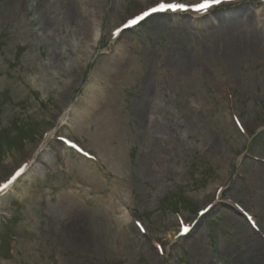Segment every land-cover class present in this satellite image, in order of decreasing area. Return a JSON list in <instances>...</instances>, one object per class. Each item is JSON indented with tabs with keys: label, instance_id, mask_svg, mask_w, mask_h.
I'll list each match as a JSON object with an SVG mask.
<instances>
[{
	"label": "rangeland",
	"instance_id": "374dc122",
	"mask_svg": "<svg viewBox=\"0 0 264 264\" xmlns=\"http://www.w3.org/2000/svg\"><path fill=\"white\" fill-rule=\"evenodd\" d=\"M18 2L0 0V184L35 168L0 197V264L247 262L264 241V0L127 29L173 0ZM235 22L255 47L230 70L216 42Z\"/></svg>",
	"mask_w": 264,
	"mask_h": 264
},
{
	"label": "bare ground",
	"instance_id": "6f19581e",
	"mask_svg": "<svg viewBox=\"0 0 264 264\" xmlns=\"http://www.w3.org/2000/svg\"><path fill=\"white\" fill-rule=\"evenodd\" d=\"M18 4H21L20 0ZM256 13L259 16L258 18H261L264 15V7L261 5L260 8L256 10ZM208 17L209 16H207L206 18ZM195 20H192L193 23H196L197 25L201 23V21H195ZM203 22L204 20H202V23ZM48 25L51 24L48 23ZM232 26L234 29L232 30L230 28L224 30V37H222L221 39L218 38L220 40L216 42V47L220 48V53L230 62V68H229L230 70L236 69L238 63L240 62L239 60L242 54L243 55L245 53L253 54L254 53L253 48L255 47L254 46L255 38L250 33H248L246 29H244V26L239 24V22L232 23ZM99 38H100V32L98 30L96 33L93 34L91 38L93 47L99 43ZM117 46H119V41L116 44V48H118ZM92 53L94 54V52ZM68 110L69 109H67L66 111ZM107 111L108 113L105 114L104 116H108V117L104 118L105 125L103 126L104 130H102L101 134H103L105 138L119 137L122 129L120 109L115 106V107H109ZM37 161L46 163L43 159V156H39ZM31 168L33 169L35 167L32 166ZM31 168H29L28 171L19 180H23L24 178H26L30 174L32 170ZM70 206L71 208L74 207L72 205ZM230 220L240 230L244 231L247 229V224L245 223L244 219L240 217H234L231 218ZM249 243L250 244H248L249 245L248 249L251 250L252 252L248 250L249 252L247 251V253H249L248 255L251 254V257L250 256L246 257V255H244L243 258L246 257L247 262L239 261L240 264H264V241L253 235L252 238H250ZM241 258L242 256H240V259Z\"/></svg>",
	"mask_w": 264,
	"mask_h": 264
},
{
	"label": "snow or ice",
	"instance_id": "6c2138e0",
	"mask_svg": "<svg viewBox=\"0 0 264 264\" xmlns=\"http://www.w3.org/2000/svg\"><path fill=\"white\" fill-rule=\"evenodd\" d=\"M223 3V0H201V2L196 4H186V3H179L175 2H161L157 4L155 7L149 8L147 11L143 12L142 15L137 16L135 19L129 20L128 24L125 25V27H128L130 25H135L137 21L142 20L144 17L149 16L152 13L156 12H164V11H188V10H194L197 13H204L208 11L213 6H219ZM120 31V29H117V33ZM70 143V142H69ZM24 171V169H20L15 176L12 177L11 180L8 181V184H0V191L6 189L13 181L16 180L18 176L21 175V173ZM251 219V218H249ZM141 231L143 229L141 228ZM182 233H186L189 231L188 225H183L180 229Z\"/></svg>",
	"mask_w": 264,
	"mask_h": 264
}]
</instances>
